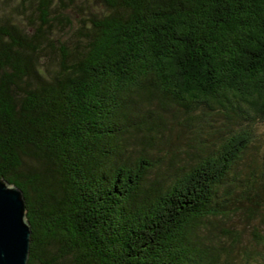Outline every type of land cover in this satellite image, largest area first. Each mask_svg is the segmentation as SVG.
<instances>
[{"label": "trees", "instance_id": "16d2710c", "mask_svg": "<svg viewBox=\"0 0 264 264\" xmlns=\"http://www.w3.org/2000/svg\"><path fill=\"white\" fill-rule=\"evenodd\" d=\"M257 124L264 0L0 8V176L24 197L26 264H264Z\"/></svg>", "mask_w": 264, "mask_h": 264}, {"label": "water", "instance_id": "95a60500", "mask_svg": "<svg viewBox=\"0 0 264 264\" xmlns=\"http://www.w3.org/2000/svg\"><path fill=\"white\" fill-rule=\"evenodd\" d=\"M22 191L0 176V264H26L30 228Z\"/></svg>", "mask_w": 264, "mask_h": 264}, {"label": "rangeland", "instance_id": "374dc122", "mask_svg": "<svg viewBox=\"0 0 264 264\" xmlns=\"http://www.w3.org/2000/svg\"><path fill=\"white\" fill-rule=\"evenodd\" d=\"M15 1H17V0H3L0 4V8L7 10L10 8V6L12 4L15 3ZM168 111L169 110H166L167 121L170 122V120H169L170 115H169ZM172 123L167 124V126L173 125V127L171 129H168V131H169L168 134H170V138L172 140V143L174 145H176L178 148H184V145L186 144V142H185L186 132L184 130H182L176 123L175 124H172ZM165 134H167L166 131H165ZM253 137L259 138L258 140H260V141H252L254 143H252V145L249 147V149L245 155L246 158L248 159V161L253 160L252 158H254V160H256L258 158L260 148L264 147V126L257 124V128L254 127V136ZM169 147H170V145H169ZM233 226L234 227L238 226L241 230H245L246 235L249 238L248 233H250V232L249 231L247 232L246 229H242V224H233ZM248 230H249V228H248Z\"/></svg>", "mask_w": 264, "mask_h": 264}]
</instances>
